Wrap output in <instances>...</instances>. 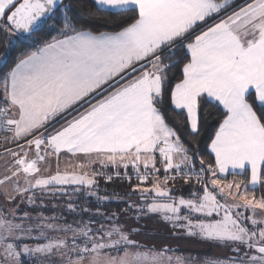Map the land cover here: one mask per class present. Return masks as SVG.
I'll return each instance as SVG.
<instances>
[{"label": "crops", "instance_id": "1", "mask_svg": "<svg viewBox=\"0 0 264 264\" xmlns=\"http://www.w3.org/2000/svg\"><path fill=\"white\" fill-rule=\"evenodd\" d=\"M19 1L0 0V26ZM94 1L113 11L137 8L139 18L115 32L65 28L8 73L1 99L9 121L1 144L38 135L20 148L22 163L10 151L0 155L1 193L45 190L36 186L41 174L75 167L80 171L88 158L93 175L110 167L157 170L158 162L166 171L167 146L162 143L172 142V136L153 102L163 86L159 54L187 37L191 59L173 90L172 104L187 113L196 131L199 98L205 95L219 103L227 117L210 145L216 172L227 177L248 171L249 186L257 188L264 164V126L247 98L254 93L264 104V0L234 10L236 0ZM159 184L144 194L154 196ZM247 194L254 198L253 216L263 221L262 199ZM181 214L192 218L185 210ZM238 214L242 221L249 217L248 210ZM185 216L178 220L182 225H187ZM253 227L258 241H264V226ZM185 228L205 237L196 225Z\"/></svg>", "mask_w": 264, "mask_h": 264}, {"label": "trees", "instance_id": "2", "mask_svg": "<svg viewBox=\"0 0 264 264\" xmlns=\"http://www.w3.org/2000/svg\"><path fill=\"white\" fill-rule=\"evenodd\" d=\"M215 1L223 2L225 0ZM239 1L241 0H236V2ZM249 1L251 0H246V2ZM139 15L137 8L113 11L98 7L94 0H65L46 25L30 36L18 35L9 27L7 20H4V23L8 25V29L4 28L3 25L0 26V79L8 74L22 58L49 43L65 28L95 33L115 32L133 24L138 20ZM189 39L190 37H187L180 42L167 46L159 54L162 64L163 86L161 94L156 96L153 101L155 108L179 138L189 157V166H185L186 171L177 173L174 168L172 176L167 180L166 171L163 169L162 164L158 162V169L153 170L150 168L153 174L147 181L142 182L134 177L128 179L125 174V171L132 173L137 169L136 167L133 168L134 170L128 168L116 170L110 167L106 169L107 176L97 177L99 188L95 196L86 197L84 191L76 189L63 195L54 193L57 189L32 191L34 196L25 200L24 205H21V207L14 205L16 204V198H14L11 204L15 206V212L14 214L9 213L8 220L23 223L15 229V235L17 236L13 242H15L17 249L21 246L35 245L54 238L51 235L43 236V230H46L47 227L40 224V222L45 220L57 224L63 228L58 230H64L69 234L67 243L75 238V241L80 244H83L84 241L88 242L83 240L84 238L88 239V236L96 237L98 233L106 236L104 234L111 233L115 229L112 225H102V228H99L97 226L98 222H116L122 225L125 220L127 222L123 223L125 228L119 229L120 238L124 237L127 230H130L134 235L149 236L151 238L162 237L168 238V240L181 235V240L187 239L190 243L209 247V249L183 251L192 252L194 255L204 254L210 257H224V255L216 254L213 248L222 249V246L227 248V242L208 240L205 237L191 233L187 236L176 233L171 226H174V223H171L170 218L151 212L147 208L146 199L149 200L152 196L149 195V192L144 194L146 188L155 187L154 184L160 182L166 184L169 189V196L166 197H193L200 195L205 190L204 185L209 183L212 177H215L220 182L240 180L246 186V192L254 194L255 198L264 199V164L261 170L260 185L254 189L248 184V171L241 174L233 173L227 177H221L216 172V162L211 153L210 145L219 126L227 117V111L207 96H201L198 101V129L193 131L187 113L177 110L172 104L173 90L184 79L185 65L191 59L186 47ZM114 86L112 85L110 88ZM247 99L264 126V104H259L256 101L254 93H250ZM0 100L2 99L0 98ZM72 115L73 113L66 118ZM62 122L63 120L57 122L55 126ZM179 167L181 168V166ZM189 167H192L195 171L190 172ZM187 170L189 173H186ZM106 171L104 172L106 173ZM70 188L76 187L69 186ZM175 225H180L179 221ZM249 226L254 228L252 224H249ZM263 226L256 225L257 228ZM166 227L170 229V232L166 230ZM184 231L187 232L188 230ZM226 257L228 258V256ZM38 258L27 252L20 257L17 263L13 264H41V260Z\"/></svg>", "mask_w": 264, "mask_h": 264}, {"label": "rangeland", "instance_id": "3", "mask_svg": "<svg viewBox=\"0 0 264 264\" xmlns=\"http://www.w3.org/2000/svg\"><path fill=\"white\" fill-rule=\"evenodd\" d=\"M245 3H247L246 0L236 2L231 10ZM6 18L7 16H5L1 25L8 29V25L4 23ZM7 75L0 79V98H2L3 91L2 83ZM167 128L172 136V142L170 139L162 143L167 146L164 150L166 152L164 156L167 160V169L180 164L181 168L179 166L176 167L181 169L178 171H186L185 164L188 162V155L174 131L169 126ZM15 159L22 163L21 154L18 157L15 156ZM93 160H96V158H93ZM87 162L83 160V164L79 167L80 171L77 167H71L72 170L63 168L57 172L41 174L44 175L40 177L43 179L37 181L36 186L39 189L44 187L45 191L57 189L54 193L62 195L76 189L84 191V196L86 197L95 196L99 188L97 186V177L107 176L108 174L106 169L98 168L94 176L90 173L93 167L87 165L90 164V158L87 159ZM189 169L190 172L195 171L192 167H189ZM189 171L186 173H189ZM159 185L160 187L154 190L157 194L155 193L149 200L148 198L146 199L147 208L151 212L170 218L172 220H170L171 223H174V226H171L176 233H182L187 236L190 232L189 229L187 232L184 231L187 230L185 227L190 225V227L195 228L196 225L200 229V233L208 240L227 242V248L223 246L222 249L214 247L213 250L216 254L224 256L230 252L228 258L210 257L204 254L194 255L192 252L183 251L188 249H209V247L207 245L193 244V242L190 243L187 239L181 240V235L168 240V238L162 237L151 238L149 236L134 235L130 230H127L124 237L120 238L119 229L125 228L123 226V223L126 222L125 220L122 225L116 222H98L97 226L99 228H102V225H112L115 229L111 233L104 234L106 236H102L100 233L96 237L88 236V239H83L88 242L84 241L83 244L77 243L75 238L67 243L69 234L64 230H58L63 228L57 224L45 220L40 222V224L47 227L46 230H43V236L51 235L54 238L35 245L21 246L17 249L15 242H13L17 236L15 235V229L23 225V223L8 220V216L11 212L14 214V205L21 207V205H24L25 200L34 195L32 190L15 194V196L8 192L2 194L0 190V264L17 263L20 257L27 252L34 254L37 258L39 257L41 264H229L226 260H229L231 264H264V241H258L257 235L251 232V227L249 226V224L253 225V223L262 226L264 225V220L257 222L255 215L253 216L255 210L252 199L254 198L247 194L246 186L242 181L220 182L217 178L212 177L209 183L204 185L205 190L200 195L193 197L182 196L179 199L166 197L169 196L167 185L161 183ZM69 186L76 188L69 189ZM149 189L146 188V190ZM14 198H16V204L13 205L11 201ZM260 204L263 205L264 209V199H262ZM184 210L192 216L189 221L186 218L188 214H181ZM242 210H248L249 216L243 221L238 214ZM193 214H195V218ZM184 216L187 225L180 223V225L176 226L175 223H178V220ZM166 230L170 232L168 227H166ZM251 234L255 237H252ZM72 235L74 236L73 233ZM38 237L41 238L40 235Z\"/></svg>", "mask_w": 264, "mask_h": 264}, {"label": "water", "instance_id": "4", "mask_svg": "<svg viewBox=\"0 0 264 264\" xmlns=\"http://www.w3.org/2000/svg\"><path fill=\"white\" fill-rule=\"evenodd\" d=\"M65 0H20L7 15L9 27L20 36L42 29Z\"/></svg>", "mask_w": 264, "mask_h": 264}, {"label": "built area", "instance_id": "5", "mask_svg": "<svg viewBox=\"0 0 264 264\" xmlns=\"http://www.w3.org/2000/svg\"><path fill=\"white\" fill-rule=\"evenodd\" d=\"M9 121L8 117V109H7V104L4 100H0V155L6 152H11L12 155L15 157H18L20 154V148L29 144L32 140L36 138V135L30 136L24 140L18 141V142H9L6 145L1 144V135L5 131V128L7 127ZM157 150H162L163 146L162 144H159L157 147ZM173 169L174 168H169L166 169V178L167 180L172 176L173 174ZM177 173H182V171H177L180 170L178 168H175ZM153 171L150 168H137L135 169L132 173H129L128 171H125L126 176L128 179L131 177H134L135 179L139 181H147L148 178L151 176ZM118 175V174H115Z\"/></svg>", "mask_w": 264, "mask_h": 264}]
</instances>
